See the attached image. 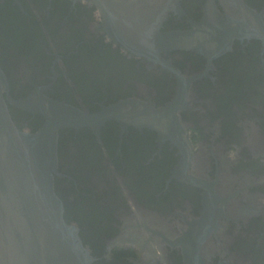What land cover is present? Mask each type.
Here are the masks:
<instances>
[{
    "label": "flooded vegetation",
    "instance_id": "obj_1",
    "mask_svg": "<svg viewBox=\"0 0 264 264\" xmlns=\"http://www.w3.org/2000/svg\"><path fill=\"white\" fill-rule=\"evenodd\" d=\"M242 1L264 9V0ZM222 17L220 0H179L159 31ZM104 25L90 0L0 2L13 99L36 93L88 113L123 107V120L58 131L55 192L92 264H264L262 42L233 36L215 54L157 58L122 49ZM10 113L30 132L43 122Z\"/></svg>",
    "mask_w": 264,
    "mask_h": 264
},
{
    "label": "water",
    "instance_id": "obj_2",
    "mask_svg": "<svg viewBox=\"0 0 264 264\" xmlns=\"http://www.w3.org/2000/svg\"><path fill=\"white\" fill-rule=\"evenodd\" d=\"M90 1L98 8L111 40L148 57L158 58L161 52L175 49H209L215 54L233 36L256 38L264 46V9L257 12L242 0H220L225 18L203 19L191 30L169 32L159 28L179 0ZM171 104L175 102L152 110L157 113L150 120L167 115ZM9 105L40 114V128L35 132L19 128ZM111 119H124L122 105L88 113L36 93L15 100L0 65V264H92L77 226L64 219L63 204L55 192L58 131L100 126Z\"/></svg>",
    "mask_w": 264,
    "mask_h": 264
}]
</instances>
